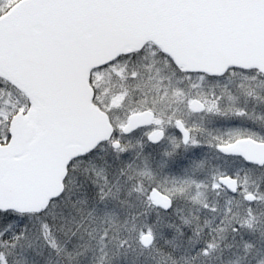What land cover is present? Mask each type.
Wrapping results in <instances>:
<instances>
[{
    "label": "snow or ice",
    "instance_id": "1",
    "mask_svg": "<svg viewBox=\"0 0 264 264\" xmlns=\"http://www.w3.org/2000/svg\"><path fill=\"white\" fill-rule=\"evenodd\" d=\"M0 264H264V0H0Z\"/></svg>",
    "mask_w": 264,
    "mask_h": 264
}]
</instances>
